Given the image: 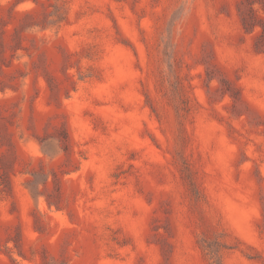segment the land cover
Returning a JSON list of instances; mask_svg holds the SVG:
<instances>
[{
  "label": "rangeland",
  "instance_id": "1",
  "mask_svg": "<svg viewBox=\"0 0 264 264\" xmlns=\"http://www.w3.org/2000/svg\"><path fill=\"white\" fill-rule=\"evenodd\" d=\"M0 264H264V0H0Z\"/></svg>",
  "mask_w": 264,
  "mask_h": 264
}]
</instances>
